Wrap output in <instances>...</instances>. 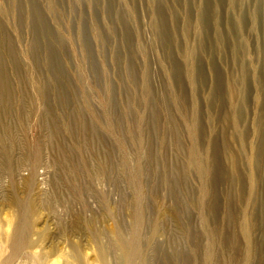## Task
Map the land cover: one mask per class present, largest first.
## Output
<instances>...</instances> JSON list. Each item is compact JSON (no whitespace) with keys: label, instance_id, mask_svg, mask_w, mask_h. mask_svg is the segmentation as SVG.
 <instances>
[{"label":"rangeland","instance_id":"374dc122","mask_svg":"<svg viewBox=\"0 0 264 264\" xmlns=\"http://www.w3.org/2000/svg\"><path fill=\"white\" fill-rule=\"evenodd\" d=\"M0 32V264H264V0H0Z\"/></svg>","mask_w":264,"mask_h":264},{"label":"bare ground","instance_id":"6f19581e","mask_svg":"<svg viewBox=\"0 0 264 264\" xmlns=\"http://www.w3.org/2000/svg\"><path fill=\"white\" fill-rule=\"evenodd\" d=\"M4 39H5V37H4L3 33L0 32V54L4 53L5 51H8V53H10V51H12L11 50V42L10 41L5 42ZM5 59L6 58H4V55H0V84L3 86L4 93H6V95H7V99L6 100H2L3 103H4V106L2 105V107H0V143L1 144H3L2 143V141H3L2 138H4V136L6 137V135H8V134H12L15 131V129L17 128V126H18L16 115H8V114H11L10 113V107H11L10 104H11V101H13V92H12L13 89H12L11 81H10V79L7 76V72H6V68H5ZM16 74H17V77L20 78V80H21V78H22L21 73L19 71H17ZM30 74H32V77H31L32 89L34 90V93L37 94V90H39V83H40L39 75L36 72H34V71H32V73H30ZM21 83H22V81H21ZM36 94L34 95V97H32L33 98L32 102H33V105L35 104V106L38 109L37 101L39 99L37 97L38 100L36 101ZM36 115H38V113ZM4 144H5V142H4ZM52 155H53L56 163H58L60 167H63L61 170H58V172L56 174V183H57V185H56V187L54 189V194H58V196H59L60 193L64 192V187H65L64 186V181H65L64 178L66 177L64 172H66L65 169L67 168V161L68 160L66 159V156L64 154L63 147H62V142H61L60 137L58 136V133L56 131H54V133H53ZM28 187H30V186L28 185ZM53 199L54 198H52V196H51L50 200H52V202H53ZM19 204H21V206H22L21 209L23 208V210L25 212H32L31 200H26V201H23V202H19ZM27 217H29V216H27ZM134 217H135V220H137L135 215H134ZM140 217H141V215H140ZM140 217H138V218H140ZM25 220L26 219L23 218V217L20 218V220L15 224V227L13 229L12 234L10 233L11 235L8 234L9 231H7L5 233V236H7V239L9 238V240H11L10 241L11 242V246L16 251L20 250L21 248H23L24 246L27 245L26 244V238L28 236L26 234L28 233V230L33 228V227L31 228V225L28 224ZM138 221H140V220H138ZM140 222L139 223L136 222V224H140ZM135 242H133V243H135ZM126 243H128V242H126ZM126 243H123V241H121V243H120L121 244V251H122V264H126L127 263L128 259H130V254H131V251H132L131 248L128 247L129 245H131L132 242L129 245L126 244ZM135 245L137 246V244H134V247H135ZM55 253L57 254L58 252H52V253L51 252H48V253L42 252V254L39 255V257H40L39 260L43 261V260L47 259V261H48V258L54 257ZM59 255H61V254H58V256ZM86 255H87V253H86ZM58 256H56V257H58ZM82 256H83V254H82ZM88 256H89V254H88ZM100 257L102 258L103 264H107V256H105L104 254H101ZM87 258H89V257L82 258V260L85 261V264H92V262H90V261H93V259L91 260V258H89L90 259V261H89V259H87ZM51 259L53 260V258H51ZM54 259L55 260H54V262L52 261V264H57L58 260L56 261V258H54ZM62 264H74V263L65 258L64 259V263H62Z\"/></svg>","mask_w":264,"mask_h":264}]
</instances>
